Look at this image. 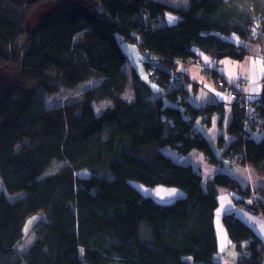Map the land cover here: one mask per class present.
I'll use <instances>...</instances> for the list:
<instances>
[{
	"label": "trees",
	"instance_id": "1",
	"mask_svg": "<svg viewBox=\"0 0 264 264\" xmlns=\"http://www.w3.org/2000/svg\"><path fill=\"white\" fill-rule=\"evenodd\" d=\"M48 2L47 18L30 30V18ZM234 38L264 39V0H190L187 7L159 0H0V67L18 79L0 110V264H223L218 187L256 198L263 214L264 190L243 189L225 172L204 187L198 170L163 149L200 150L222 164L198 121L210 126L224 103L195 105L199 84L177 68L203 55L243 59L248 52ZM123 42L138 46L154 74L144 79L128 66ZM220 76L214 70L211 79ZM90 79L100 83L80 100L47 106L45 93ZM230 89L232 97L237 89ZM237 92L227 128L232 139L226 146L220 136L218 146L232 168L248 164L264 175V89L253 101ZM97 101L109 104L97 113ZM159 186L184 194L162 201L145 190ZM21 191L19 199L8 197ZM33 214L42 215L36 238L21 252ZM223 221L238 264H264V243L252 228L233 214Z\"/></svg>",
	"mask_w": 264,
	"mask_h": 264
},
{
	"label": "crops",
	"instance_id": "2",
	"mask_svg": "<svg viewBox=\"0 0 264 264\" xmlns=\"http://www.w3.org/2000/svg\"><path fill=\"white\" fill-rule=\"evenodd\" d=\"M170 17L173 18L172 16ZM173 19H171L170 22H172ZM234 41L238 46H243L247 50L248 54H246L243 59L228 56L214 59L211 56L203 55L202 60L225 78V81L228 83L227 87L218 86L216 82L209 78L206 72L201 69L199 64L179 61L177 68L178 72L187 74L192 81L199 84L197 93L191 97L195 105L202 106L209 103H224L223 116L221 114H214L210 126L200 124L198 121L199 130L208 139L216 157L222 161V164L210 163L206 159L204 152L196 149L190 151L188 154H180L169 147L164 148L163 151L174 161L185 165H191L194 169L198 170L203 177L205 187L208 185V182L214 178L216 173L225 172L234 176L240 182L243 189L249 187L255 194L258 189L264 190V175L258 173L248 164H239L236 168H232L229 160L225 158V147L219 148L218 146V138L220 136H224L226 146L232 139L227 132L228 125L233 116L232 108L234 103L231 97L232 89L230 88H236L244 95L247 101L258 99L264 89V39L258 41H244L237 38ZM124 50L130 57L128 66L134 67L142 78H148L149 70L147 68V61L150 62V59L133 44L125 43ZM152 63L153 65H160L158 59L154 60ZM242 80L246 81L245 84L239 85V82ZM157 192L163 197L159 199L162 201L173 200L184 194L179 189L163 186L157 187L156 193ZM148 195L155 197V194L153 195L150 193ZM218 202L219 205L215 215L216 234L219 242L218 256L223 264H238L239 251L226 230L223 217L226 214L235 215L252 228L255 234L260 237L264 243V216L256 215L247 209L245 205L238 203L233 197L232 191L226 187H218ZM246 244H244V247Z\"/></svg>",
	"mask_w": 264,
	"mask_h": 264
},
{
	"label": "rangeland",
	"instance_id": "3",
	"mask_svg": "<svg viewBox=\"0 0 264 264\" xmlns=\"http://www.w3.org/2000/svg\"><path fill=\"white\" fill-rule=\"evenodd\" d=\"M162 1L164 3H167L171 6L174 7H187L189 5V1L190 0H159ZM49 5H43L40 8L37 9V12H35L33 14L32 19L30 18L29 20V29L32 30L33 28H35L36 24H38L39 22H42L43 20H45L47 18V14L50 12L51 7L53 6V3H46ZM237 39V38H234ZM125 43L128 42H123L122 46L125 49ZM136 47H138L137 45H135ZM193 62L191 63H195V64H199L196 63V61L192 60ZM200 65V64H199ZM201 67V65H200ZM213 70H215L213 68ZM14 72H16L13 69ZM100 83L99 79H90V80H86L74 87H65V86H60L58 91L55 93H45V100L47 103L48 107H56V106H61V105H65L68 103H72L74 101L80 100L83 97L84 92L87 89H91L96 87L98 84ZM127 98H129L130 94L129 92L126 93L125 95ZM109 104V102L107 101H97L94 103L95 106V110L97 113H100L101 111H103V109ZM62 164H55V166L51 169V171H54L56 169H58ZM203 185L205 187V184L203 182ZM147 190V194L151 193V194H155V197L157 199H162L163 197H161L158 192L156 193V189H150V188H146ZM5 191V187L3 185V182L0 178V192ZM154 191V192H153ZM25 195V192L21 191L15 194H8V197L11 200H16L19 199L21 197H23ZM247 209H249L250 211H252L253 213H255L256 215L259 216H264L263 214V210H261L260 207H256V206H251V203H248L245 205ZM262 211V214H260V210ZM42 217L41 214H33L31 216H29L27 218L26 224L24 226V239L19 243L18 248L21 252H26L27 250H29L30 246L33 244V242L35 241V233L33 231V227L35 225V223Z\"/></svg>",
	"mask_w": 264,
	"mask_h": 264
},
{
	"label": "built area",
	"instance_id": "4",
	"mask_svg": "<svg viewBox=\"0 0 264 264\" xmlns=\"http://www.w3.org/2000/svg\"><path fill=\"white\" fill-rule=\"evenodd\" d=\"M194 61H196V63H199L201 65V69L202 70L208 72V77L209 78L213 79V71H214L213 68L209 67L207 64H205L204 62L200 61V58H195ZM149 74L150 75L154 74V69L153 68L149 70ZM216 82H217L218 86H220V87H227L224 78L221 77V76L217 78ZM245 82H246L245 80H242V81L239 82V85L245 84ZM237 91H234L232 93V98L235 99V100L240 98V95H239V93ZM253 109H254V107L251 104H249L248 105V112L253 111ZM246 124H248V123H246ZM234 166H236V165H234ZM232 195L237 201L238 200H243L245 205L248 204V203H251V206L260 207L259 206V201H257V199L254 198V197L253 198L243 197V196H241L240 194H238L235 191H232ZM259 210H260V208H259ZM260 214H262L261 210H260Z\"/></svg>",
	"mask_w": 264,
	"mask_h": 264
},
{
	"label": "water",
	"instance_id": "5",
	"mask_svg": "<svg viewBox=\"0 0 264 264\" xmlns=\"http://www.w3.org/2000/svg\"><path fill=\"white\" fill-rule=\"evenodd\" d=\"M18 85L16 74L9 71L8 66L0 67V110L13 96Z\"/></svg>",
	"mask_w": 264,
	"mask_h": 264
},
{
	"label": "snow or ice",
	"instance_id": "6",
	"mask_svg": "<svg viewBox=\"0 0 264 264\" xmlns=\"http://www.w3.org/2000/svg\"><path fill=\"white\" fill-rule=\"evenodd\" d=\"M169 19L171 20V19H173V18L170 17Z\"/></svg>",
	"mask_w": 264,
	"mask_h": 264
}]
</instances>
